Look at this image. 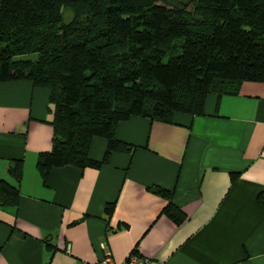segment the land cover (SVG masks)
I'll list each match as a JSON object with an SVG mask.
<instances>
[{"label":"crops","instance_id":"0c3cea01","mask_svg":"<svg viewBox=\"0 0 264 264\" xmlns=\"http://www.w3.org/2000/svg\"><path fill=\"white\" fill-rule=\"evenodd\" d=\"M48 98L26 80L0 83V181L18 192L15 206L0 204V264L121 263L134 250L149 264H264V83L209 94L200 116L130 117L116 138L132 152L99 168H52L44 182L36 161L52 146ZM106 146L94 138L90 159L102 162ZM17 162L19 180L8 173ZM152 187L172 192L181 223Z\"/></svg>","mask_w":264,"mask_h":264},{"label":"trees","instance_id":"16d2710c","mask_svg":"<svg viewBox=\"0 0 264 264\" xmlns=\"http://www.w3.org/2000/svg\"><path fill=\"white\" fill-rule=\"evenodd\" d=\"M20 80L53 106L51 150L36 161L44 182L55 167L99 168L134 149L116 138L118 123L200 116L209 94L264 83V0H0V83ZM94 138L107 143L102 162L89 157ZM8 173L19 180L20 163ZM149 190L184 220L172 192ZM256 201L264 210V190ZM17 202L0 181V204Z\"/></svg>","mask_w":264,"mask_h":264},{"label":"built area","instance_id":"2783aa9c","mask_svg":"<svg viewBox=\"0 0 264 264\" xmlns=\"http://www.w3.org/2000/svg\"><path fill=\"white\" fill-rule=\"evenodd\" d=\"M94 264H149V260L146 258H143L142 256L132 254L128 256V258L124 262L118 263L112 260L110 255H106V257L103 260L97 263H94Z\"/></svg>","mask_w":264,"mask_h":264}]
</instances>
